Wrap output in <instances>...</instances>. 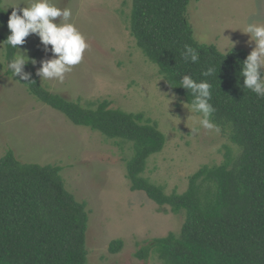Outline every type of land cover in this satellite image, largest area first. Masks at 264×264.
<instances>
[{"label": "trees", "instance_id": "obj_1", "mask_svg": "<svg viewBox=\"0 0 264 264\" xmlns=\"http://www.w3.org/2000/svg\"><path fill=\"white\" fill-rule=\"evenodd\" d=\"M189 3L131 0L129 16L136 47L179 98L188 105L193 99L179 87L184 75L210 83L212 122L233 146L226 148L220 164L202 166L192 174L181 194H166L144 176L148 159L161 152L166 141L145 114L111 108L105 100L83 105L50 93L32 63L23 69L30 74L28 81L12 76L7 63L15 50L4 44L11 14L0 4L4 75L75 126L130 144V158L125 161L130 189L168 206L174 214L185 211L178 235L147 241L135 258L147 260L154 255L162 264H264V99L243 88L239 72L248 55L245 50L233 49L225 56L215 46L194 39L186 18ZM185 45L199 53L196 63L182 58ZM210 68L212 75L203 76ZM60 172L59 166L23 162L11 149L0 158V264H87L86 206L67 191ZM121 247V241H113L109 252Z\"/></svg>", "mask_w": 264, "mask_h": 264}, {"label": "rangeland", "instance_id": "obj_2", "mask_svg": "<svg viewBox=\"0 0 264 264\" xmlns=\"http://www.w3.org/2000/svg\"><path fill=\"white\" fill-rule=\"evenodd\" d=\"M16 2L0 0L10 14L13 9L8 7ZM19 2L22 8L28 0ZM51 2L72 8V22L85 36L88 49L63 82L42 81L38 76L47 91L83 105L109 101L111 108L143 113L156 122L166 141L162 151L148 159L144 176L166 194L185 192L188 178L200 167L223 161L226 148L233 147L228 139L215 128L203 129L199 114L191 113L190 105L167 86L136 47L129 33L131 0ZM186 18L199 44L215 46L224 54L232 47L224 35L235 44L233 49L249 54L254 45L241 31L249 19L264 21V0H190ZM17 49L28 59L35 56L36 72L42 61L55 58L51 45L46 49L36 34ZM4 51L0 41V158L11 149L23 162L61 167L67 191L85 204L88 213L87 264H162L154 255L147 260L134 255L149 240L178 235L185 211L174 214L143 192H133L125 168L131 145L75 126L35 100L24 86L4 75ZM170 93L176 96L172 103L167 99ZM113 241L122 243L116 253L109 252Z\"/></svg>", "mask_w": 264, "mask_h": 264}, {"label": "clouds", "instance_id": "obj_3", "mask_svg": "<svg viewBox=\"0 0 264 264\" xmlns=\"http://www.w3.org/2000/svg\"><path fill=\"white\" fill-rule=\"evenodd\" d=\"M19 5L20 2L17 0L16 3L8 7L13 11L7 23L10 35L4 44L11 46L15 51L7 63V68L11 69L13 77L19 75L23 81L29 80L30 74H25L23 69L28 63L35 64V61H29L26 55L20 54L17 46L23 45L25 38L30 34H36L46 49L48 45H51V51L55 57L42 61L37 75L42 78V81L63 82L65 75L71 72L74 66L81 63L83 55L88 49L85 36L72 22V8L62 9L51 0H28L27 6L21 8ZM57 18H62V22L57 24L55 22ZM241 32L249 37V45H254L240 66L239 76L243 81V88L254 93L257 98L264 99V21L249 19ZM223 38L232 45L230 51L227 48L223 50L227 56L232 52L235 44L224 35ZM181 55L186 62L196 63L199 60V53L188 45H185ZM212 73L213 69L210 68L202 75L208 77ZM169 87L174 88L170 85ZM179 87L188 90L192 95L191 113L199 114L198 124L203 129L215 128L216 131H219L211 119L215 109L210 103L212 95L210 83L207 80L198 82L191 76L184 75L179 81ZM170 95L171 99H167L172 103L176 96L171 93ZM195 131L194 129L193 134Z\"/></svg>", "mask_w": 264, "mask_h": 264}]
</instances>
